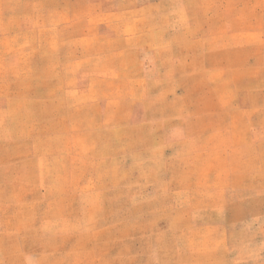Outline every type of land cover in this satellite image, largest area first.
I'll list each match as a JSON object with an SVG mask.
<instances>
[{
	"label": "rangeland",
	"instance_id": "374dc122",
	"mask_svg": "<svg viewBox=\"0 0 264 264\" xmlns=\"http://www.w3.org/2000/svg\"><path fill=\"white\" fill-rule=\"evenodd\" d=\"M0 264H264V0H0Z\"/></svg>",
	"mask_w": 264,
	"mask_h": 264
}]
</instances>
